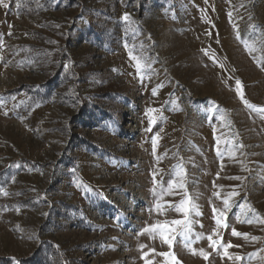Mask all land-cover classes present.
Segmentation results:
<instances>
[{
  "label": "rangeland",
  "instance_id": "rangeland-1",
  "mask_svg": "<svg viewBox=\"0 0 264 264\" xmlns=\"http://www.w3.org/2000/svg\"><path fill=\"white\" fill-rule=\"evenodd\" d=\"M260 221L264 0H0V261L264 264Z\"/></svg>",
  "mask_w": 264,
  "mask_h": 264
},
{
  "label": "snow or ice",
  "instance_id": "snow-or-ice-1",
  "mask_svg": "<svg viewBox=\"0 0 264 264\" xmlns=\"http://www.w3.org/2000/svg\"><path fill=\"white\" fill-rule=\"evenodd\" d=\"M125 19H127V14L125 15ZM135 59V58H134ZM140 70V64L139 62L137 63V71ZM153 94H156V90H153ZM155 110L150 109L149 112H153ZM150 122L154 123V120H150ZM150 131V129H148ZM153 144L155 145V140H153ZM179 168V166H177ZM155 175V174H154ZM180 173L177 172V176H179ZM233 179H239V177H233ZM176 187L179 188H183L184 185L182 183H177L176 180L170 181L168 183V188L167 189H161V193H158L157 195H163L165 193L172 195L175 194L174 189ZM155 192V189L153 190ZM214 195H219L218 193H215ZM237 195V193L232 192V193H228L227 196L223 199V205H224V209L223 210H217L215 207H213V214H214V219H215V223L216 225L219 227L222 224V219L224 217V213L225 211H227L228 209H230L231 205H230V199L232 196ZM157 209L159 211H161V213H163L166 210H172L175 211L177 213L182 214V219H173V220H165L163 222H157L154 225H151L149 228H146L145 231L149 233L150 236L155 237L156 235L160 236V239L162 240V242L167 243L169 245V247L172 246V241L175 238V236L173 234H178L181 237H185L187 238L188 235L192 232V220L189 219L190 214L196 210L197 206L194 205L191 202V198L187 197L184 199H181L179 201V203L177 204H168L167 205V209H165L163 207V205H161L159 202L156 205ZM196 215H202V213H200L199 211H196ZM244 223H252V220L249 219H245L244 221H241ZM260 222H264V221H260ZM202 226V225H201ZM225 227H227V225H224ZM215 234V233H214ZM232 235L233 236H243L245 239L248 238V234L247 233H239L237 232L235 229H233L232 231ZM207 238L210 242V246L211 247H221V248H228V247H232L233 245L229 244V245H224L222 240L220 241H213L212 240V236H207L204 237L202 235H197L196 239H204ZM253 240L259 239L258 237H252ZM185 246L187 247L188 244L186 243ZM144 245H141V248H144ZM151 251H155L154 249H152ZM191 251L193 252V254H196V250L191 249ZM159 255L164 256V257H172V260H175V257L172 256L171 253H159ZM200 255L204 256L205 259H207V254L204 252L203 249L200 250ZM225 255H227V252H225ZM231 258V257H230ZM237 260L241 259V257H236ZM165 264H170L169 261L166 260Z\"/></svg>",
  "mask_w": 264,
  "mask_h": 264
},
{
  "label": "trees",
  "instance_id": "trees-1",
  "mask_svg": "<svg viewBox=\"0 0 264 264\" xmlns=\"http://www.w3.org/2000/svg\"><path fill=\"white\" fill-rule=\"evenodd\" d=\"M56 81H60V79L58 78ZM35 261V262H34ZM45 260H42L41 258H37V260L35 258H31V259H27V260H24L22 262H9L8 260H1L0 261V264H47L46 261L43 262Z\"/></svg>",
  "mask_w": 264,
  "mask_h": 264
}]
</instances>
